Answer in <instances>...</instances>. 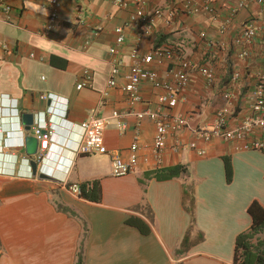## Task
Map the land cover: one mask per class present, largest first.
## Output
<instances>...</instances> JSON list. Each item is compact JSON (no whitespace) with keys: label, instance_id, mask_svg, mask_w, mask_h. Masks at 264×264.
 <instances>
[{"label":"crops","instance_id":"1","mask_svg":"<svg viewBox=\"0 0 264 264\" xmlns=\"http://www.w3.org/2000/svg\"><path fill=\"white\" fill-rule=\"evenodd\" d=\"M47 1L6 0L10 18L0 14V264H76L79 257L83 264H233L235 238L251 224L247 208L253 201L264 208V152L235 151L233 143L218 139L198 143L203 156L174 146L195 141L192 130L213 124L220 110L229 128L249 114L255 81L264 77V12L250 2L232 15L237 0H214L211 14L179 15L171 22L151 16L148 25L128 26L123 45L111 56L115 29L128 22L131 2L58 0L59 27L42 36ZM176 1L145 0V10L169 9ZM246 21H253L259 32L249 46L238 45ZM136 39L140 55L169 48L212 72L208 84L199 72L190 71L176 107L161 111L183 115L188 128L166 137L159 158L152 149L154 124L136 115L156 111L162 90L141 83L140 102L132 106L122 90ZM115 57L122 68L115 87L109 88ZM177 61H154L148 68L160 82L172 84ZM79 83L88 87L78 91ZM42 94L64 102L49 107V101L39 98ZM113 112L120 117L112 118ZM38 113L41 120L31 135L40 129L47 138L40 142L38 156L28 158L19 116ZM92 113L110 121L104 131L106 155L76 153L79 125ZM133 143L138 157L134 172L113 178L111 154L127 161ZM223 157L230 159V183ZM28 159H37L35 175ZM176 165L187 173L164 181L143 178ZM95 180L101 190L98 203L67 191V185ZM188 189L192 215L185 208ZM130 217L146 224L148 234L126 225ZM188 232L190 246L180 254Z\"/></svg>","mask_w":264,"mask_h":264},{"label":"built area","instance_id":"2","mask_svg":"<svg viewBox=\"0 0 264 264\" xmlns=\"http://www.w3.org/2000/svg\"><path fill=\"white\" fill-rule=\"evenodd\" d=\"M132 4V13L129 20L123 26L115 29L116 39L115 46L109 49V54L115 56L116 48L124 43V30L128 26L139 27L142 24L148 25L151 16L155 18H163L166 22H171L179 15H198L201 13L213 12L214 0H177L176 4L169 9L154 7L148 13L145 10V0H128ZM256 3L264 12V0H237L231 14L237 10L244 9L248 3ZM48 15L42 27V36L53 34L59 27L60 20L58 14V0H48ZM120 6L127 7V3L120 2ZM11 9L7 5L6 0H0V14L4 19L10 18ZM258 29L253 21H246L242 24L239 39L235 42L238 45L249 46L257 37ZM96 36L97 33L92 34ZM139 40L136 39L132 45L129 56L132 61L131 66L125 75V85L122 90L126 94V101L129 106L140 102L138 88L141 83L147 82L162 90V94L157 98V110L154 112L145 111L136 115L137 120L144 118L149 119L155 126L152 149L157 158L160 157L165 147L166 137L169 135H177L181 131L188 128V123L183 115H162V110L171 111L178 102L180 92L187 86L189 82V72L196 70L205 79L208 84L212 82V72L206 67H195L184 57L180 56L173 49L153 48L147 55L139 54ZM86 45L88 42L85 43ZM30 57H33L31 54ZM178 60L177 70L172 72L173 83H162L158 80V74L152 71L148 66L156 62ZM122 68V61L115 57L110 62V70L107 80L109 88L115 87L116 77ZM88 87L86 83L76 85V90ZM228 93L224 94V98L229 99ZM41 100L49 101L50 105L57 106L63 100L53 97L51 94H42L39 96ZM252 103L249 114L242 118L235 127L229 128L225 119V111H218L216 120L213 124L195 128L192 133L195 141L180 145L176 142L174 149L179 150L188 148L196 151L199 156L205 154L204 149L198 147V143L207 144L213 140H221L223 142L233 143L235 151H257L264 152V77H260L255 81L251 92ZM55 101V102H54ZM55 103V104H54ZM118 112L112 113V118H119ZM107 118H98L94 113L89 119L79 125L80 138L76 148V153L82 156L106 155L108 154L104 146V131L109 125ZM125 124H121L120 128L124 129ZM34 135L41 142L47 138V135H39V130H35ZM137 145L133 143L129 150V158L127 161L121 159L118 154H111V176L113 178H122L134 172L138 157L136 155ZM67 191L81 198V189L77 184L67 185Z\"/></svg>","mask_w":264,"mask_h":264},{"label":"trees","instance_id":"3","mask_svg":"<svg viewBox=\"0 0 264 264\" xmlns=\"http://www.w3.org/2000/svg\"><path fill=\"white\" fill-rule=\"evenodd\" d=\"M225 170V179L227 183L232 179V168L230 159L227 157L222 158ZM187 173L186 167L176 165L161 170L145 173L144 179H155L158 181L171 180L179 178ZM81 189V198L98 203L101 201V190L98 181H88L79 185ZM185 200L187 203L186 211L192 215V191L190 189L184 191ZM68 212L67 209H62ZM247 213L251 218L249 228L238 234L234 243L233 264H264V208L257 202L253 201L247 208ZM193 223V217L192 221ZM125 224L136 228L141 234H148L149 228L141 220L130 217L126 219ZM189 232L183 238L178 253H184L190 246ZM202 236L199 235V241ZM76 264H83L81 257L77 259Z\"/></svg>","mask_w":264,"mask_h":264},{"label":"water","instance_id":"4","mask_svg":"<svg viewBox=\"0 0 264 264\" xmlns=\"http://www.w3.org/2000/svg\"><path fill=\"white\" fill-rule=\"evenodd\" d=\"M41 120L40 114H22L19 116V121L23 127V132L27 133L25 137H23V147L25 151V155L28 158H35L38 156V148L40 147L41 143L37 140L36 136L31 135V132L35 127L38 126ZM39 130V135L42 136L45 134L44 131ZM35 131V130H34ZM28 167L30 168L31 174L35 175L37 171V159H28ZM39 178H45L43 174L39 175Z\"/></svg>","mask_w":264,"mask_h":264}]
</instances>
